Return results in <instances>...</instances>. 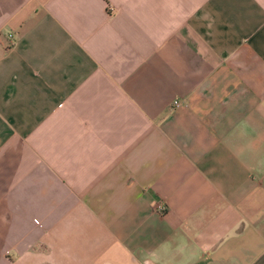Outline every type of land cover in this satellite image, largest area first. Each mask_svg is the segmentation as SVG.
<instances>
[{
	"label": "crops",
	"instance_id": "obj_1",
	"mask_svg": "<svg viewBox=\"0 0 264 264\" xmlns=\"http://www.w3.org/2000/svg\"><path fill=\"white\" fill-rule=\"evenodd\" d=\"M0 264H264V0H0Z\"/></svg>",
	"mask_w": 264,
	"mask_h": 264
},
{
	"label": "built area",
	"instance_id": "obj_2",
	"mask_svg": "<svg viewBox=\"0 0 264 264\" xmlns=\"http://www.w3.org/2000/svg\"><path fill=\"white\" fill-rule=\"evenodd\" d=\"M179 105H180V103L175 102V106H179ZM165 209H166V208H165L163 205H159V206H158V210H159V211H162V212H163Z\"/></svg>",
	"mask_w": 264,
	"mask_h": 264
}]
</instances>
